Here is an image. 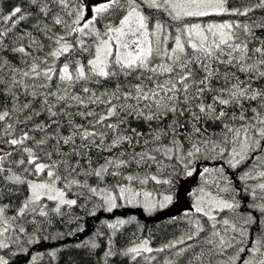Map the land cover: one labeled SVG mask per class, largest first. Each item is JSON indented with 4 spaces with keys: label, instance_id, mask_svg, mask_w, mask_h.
Segmentation results:
<instances>
[{
    "label": "snow or ice",
    "instance_id": "snow-or-ice-1",
    "mask_svg": "<svg viewBox=\"0 0 264 264\" xmlns=\"http://www.w3.org/2000/svg\"><path fill=\"white\" fill-rule=\"evenodd\" d=\"M6 7L0 264L21 254L41 264L44 254L30 247L78 201L98 198L107 212L118 201L143 204L151 213L173 196L157 200L140 189L191 177L197 161L215 157L236 169L254 159L240 180L264 168V0H103L87 19L83 0ZM223 16L232 19L205 22ZM199 175L218 192L200 189L184 231L156 248L134 235L120 249L112 237L132 221L116 219L106 224L105 264L113 256L132 264H264V202H257L264 183L241 209L224 167ZM73 189L76 198H68ZM59 254L48 251L49 264Z\"/></svg>",
    "mask_w": 264,
    "mask_h": 264
},
{
    "label": "trees",
    "instance_id": "trees-1",
    "mask_svg": "<svg viewBox=\"0 0 264 264\" xmlns=\"http://www.w3.org/2000/svg\"><path fill=\"white\" fill-rule=\"evenodd\" d=\"M16 2L17 0H0V7L7 6L5 8V11H7ZM229 19L232 18L228 16L208 17L205 22L210 20L219 22ZM97 27L102 28V25H97ZM255 164L256 161L250 159L236 169H232L224 159L213 157L212 159L197 161L196 171L191 177H185L183 173H180L179 178L171 186L149 182L140 189L142 192H151L157 200L162 199L163 195L173 196L171 204L164 208H156L151 213L145 209L143 204H128L124 201H118L120 206L112 212H107L99 207L100 201L98 198H93L87 202L78 201L79 206L66 209L63 217L56 216L52 218L41 233L47 239H42L40 243L32 245L29 249L30 254L43 253L44 259L41 264H49L46 254L51 250H59L60 253L58 259L52 261L51 264H105L106 241L111 234V230L106 227V224L112 223L116 219L132 221V223L124 225L117 235L112 237L117 248L122 249L128 246L134 235L139 239L148 238L153 248L159 247L184 231L187 226L184 213L191 209L194 196L198 190L203 187L209 191L218 192V188L205 185L204 180L200 177L199 173L204 167L210 169L224 167L225 175L229 177L231 187L235 189V199L241 204V209H245V201L250 203L253 199L249 190L255 189L259 183H264V178L258 175L259 171L264 170L260 167L252 171L250 178L247 180L239 179L245 172L251 171ZM32 178L35 179V177ZM137 187L140 186L137 185ZM76 191L78 190L73 189L68 193V196L76 198ZM257 192H259V189H257ZM23 195H27V192L25 191L22 197ZM257 202L264 201L258 200ZM48 203L51 204V202ZM197 215L194 214L192 218H197ZM101 232L106 235H98ZM93 240L99 245L96 249L76 247L85 241ZM15 250V247L11 249V251ZM9 259L10 264H28L29 256L21 254L10 256ZM107 264H132V262L123 256H113L107 258Z\"/></svg>",
    "mask_w": 264,
    "mask_h": 264
},
{
    "label": "rangeland",
    "instance_id": "rangeland-1",
    "mask_svg": "<svg viewBox=\"0 0 264 264\" xmlns=\"http://www.w3.org/2000/svg\"><path fill=\"white\" fill-rule=\"evenodd\" d=\"M88 0H83V3L87 6V2ZM95 1H97V2H95L94 4H91V5H89L88 6V15H89V17L91 16V6H94V5H96V4H99V3H102L103 2V0H95ZM88 18V17H87ZM86 18V19H87ZM205 192H211L213 195H215L216 193L215 192H212V191H209V190H207V189H205ZM200 194V190H198L197 191V193L195 194V196H194V201H195V199H196V196L197 195H199ZM223 195V194H222ZM68 198H71V197H69L68 196ZM155 198V197H154ZM121 202H123V201H121ZM194 203V202H193ZM193 203H192V205H193ZM192 205H191V208H192ZM152 246V245H151Z\"/></svg>",
    "mask_w": 264,
    "mask_h": 264
},
{
    "label": "water",
    "instance_id": "water-1",
    "mask_svg": "<svg viewBox=\"0 0 264 264\" xmlns=\"http://www.w3.org/2000/svg\"><path fill=\"white\" fill-rule=\"evenodd\" d=\"M95 2H97V1H95V0H88L86 3H87V6H89L91 4H94Z\"/></svg>",
    "mask_w": 264,
    "mask_h": 264
}]
</instances>
